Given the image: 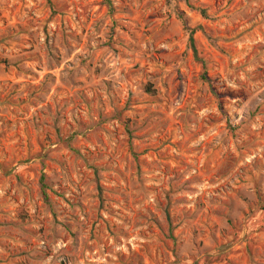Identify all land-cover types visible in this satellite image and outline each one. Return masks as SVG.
Returning <instances> with one entry per match:
<instances>
[{"label": "rangeland", "instance_id": "374dc122", "mask_svg": "<svg viewBox=\"0 0 264 264\" xmlns=\"http://www.w3.org/2000/svg\"><path fill=\"white\" fill-rule=\"evenodd\" d=\"M49 1L0 0V264H264V0Z\"/></svg>", "mask_w": 264, "mask_h": 264}, {"label": "trees", "instance_id": "16d2710c", "mask_svg": "<svg viewBox=\"0 0 264 264\" xmlns=\"http://www.w3.org/2000/svg\"><path fill=\"white\" fill-rule=\"evenodd\" d=\"M46 2H47L48 5H51L49 0H46ZM107 5H108V7H109V3H108ZM199 14H200V16H201L202 18H206V13H205L204 10H199ZM190 36H191V34H190ZM190 39H191V38H190ZM145 91H146L147 93H152V91H151V89H150V86H146V87H145ZM42 188H44V186H42Z\"/></svg>", "mask_w": 264, "mask_h": 264}]
</instances>
